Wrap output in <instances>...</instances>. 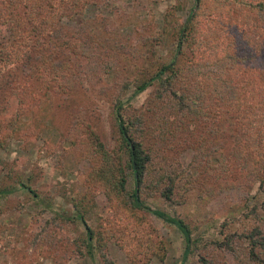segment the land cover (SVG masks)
Returning a JSON list of instances; mask_svg holds the SVG:
<instances>
[{
  "label": "trees",
  "instance_id": "obj_1",
  "mask_svg": "<svg viewBox=\"0 0 264 264\" xmlns=\"http://www.w3.org/2000/svg\"><path fill=\"white\" fill-rule=\"evenodd\" d=\"M124 1L0 0V149L11 140H32L38 118L48 109H63L61 127L46 145L60 159L74 158L67 161L72 167L83 163L85 172L70 185V209L58 211L43 228L41 239L45 233L51 236L43 242L49 253L58 256L64 248V253L93 257L90 219L96 193H102L124 221L123 235L151 216L177 230L184 264L203 243L204 233L187 215L151 207L147 200L160 198L185 208L207 191L224 190L229 180L241 184L249 177L264 188V0H212L210 5L192 0L183 22L168 12L161 34L146 35L141 42L128 37L131 45L119 33L125 27L120 21L128 15ZM100 10L110 16L111 25L93 26L105 20ZM89 12L97 19H90ZM149 24H135L134 32H145ZM198 32L217 40L200 43ZM153 40H169L166 59L157 58ZM102 76L113 93L100 87L74 109L76 93L86 92L83 80L100 82ZM152 87L144 103H131ZM92 96L101 102L94 103ZM106 96L114 128L111 147L97 131V112ZM186 149L195 158L183 167L170 151ZM202 174L206 184L200 181ZM13 184L0 186V200L17 188L30 190L23 181ZM259 212L253 209L233 232L225 230L233 223L224 221L192 264H214L212 258L225 252L242 264H264V215ZM253 219L260 222L248 229L246 220ZM95 222L99 228L109 224L106 218ZM80 228L73 237L65 234ZM113 228H107L111 238ZM32 241L41 242L37 235ZM101 260L111 264L105 256Z\"/></svg>",
  "mask_w": 264,
  "mask_h": 264
},
{
  "label": "rangeland",
  "instance_id": "obj_2",
  "mask_svg": "<svg viewBox=\"0 0 264 264\" xmlns=\"http://www.w3.org/2000/svg\"><path fill=\"white\" fill-rule=\"evenodd\" d=\"M211 2L212 0H207L209 5ZM192 4V0H142V2L126 0L121 5L124 11L128 12V15L123 16L121 19V26L124 25L125 27L120 29L119 33L127 44L130 43L131 45L128 37L138 39L141 42L146 35L151 37L158 31L160 34L162 33V28L165 27L163 17L168 12H173L174 18L183 22ZM177 6L180 9L175 11ZM100 13L103 15L102 19L105 20L102 22L99 19V23L97 25L93 24V26L98 28L101 25L100 27H103L105 23L111 25L110 16H106L105 10H100ZM88 15L90 19H97L93 12H89ZM171 19L172 17L170 21H172ZM147 23L151 24L145 32H134L135 24H139L141 27V24L143 26ZM173 25H170V27ZM200 35H207L206 40H204V36L201 37ZM195 37L203 39L200 43L204 41L205 44L217 40L214 34L211 37L205 32H198ZM161 42H154L153 40L156 45L155 50H157L156 56L157 58L166 59V55L170 50L169 40L163 44ZM124 50L128 52V49L124 48ZM101 78L100 82L95 81L94 78H90L89 81L83 80L80 86L86 92L76 93L74 96L75 103L72 106L74 109H76L75 107L78 109L79 105H84L86 99L90 101L91 94L95 96V90L100 87H104L105 90L106 87L109 88L110 95L113 93L115 90L113 85H107L105 76ZM152 90L153 87L149 88L148 91L136 97L131 103L136 107L140 106L146 101ZM128 93L125 94V97ZM94 96H92V101L99 104L101 101ZM104 99L106 100L104 106L99 108V112H97L100 114L97 131L102 140L111 147L114 143L112 139L114 128L110 118V104L107 96ZM67 104L68 102L65 103V105ZM56 109H48L38 118L40 119L38 122L40 126L37 127L38 130L36 131L38 133L36 135L35 132L32 140L28 142L11 140L5 143L7 145L5 149H0V186L17 185L13 182L20 180L30 189L28 191L17 188L11 195L0 200V264H23L24 262L25 264H104L101 260L103 256L111 264H180L183 253V239L177 230L151 216L146 222H143V225L131 227L123 235L124 230L119 229H122L124 221L118 219L117 210L112 207V203L102 193H96L93 218L90 219V223L95 229L93 257L84 259L77 254L64 253V248L58 250V256H55L53 252L49 253V245H45L43 242L45 240L50 241L51 236L50 233H45L41 239L43 228L48 222L54 221V216H57L62 209H70V206L67 205L70 185L76 184L77 178L82 177L85 172L83 163L77 161L76 166L72 167L68 165L67 161H74V158L61 157L62 159H60L54 154V150L46 145V143L51 142L52 131L60 129L61 122H63L61 119L63 109ZM207 152L209 155V150ZM58 154L61 155V153ZM170 155H176L177 161L183 167L189 166L195 158L190 149L178 153L170 151ZM63 160L66 162H63ZM213 160L214 157L212 156V163ZM8 175L11 176L10 180L7 179ZM199 178L200 181L206 184L207 180L204 179L207 178L206 175L202 174ZM241 180L243 181L241 184L229 180L227 187L222 191H207L199 199L192 198L189 204H185V208L168 205L160 198L147 200L151 207L170 213L174 212L183 217L187 215V221H195L199 225L200 232L204 233L203 243L194 248V253L184 264H192L193 261L197 260L209 237H217L218 230L224 221L233 223V225L225 228L226 231L233 232L240 226L242 227L245 216L249 215L253 209L260 211V215H264V212L261 211L264 208V188L260 189L259 183L250 177L248 180ZM2 183H5V185ZM34 193L37 198L33 196ZM205 200L206 204H203ZM98 218L109 220L110 227H114L112 231L113 238L110 236L112 233L108 234L107 231L109 224L107 226L103 222V226L99 228V225L95 222ZM246 221L249 222L246 223L250 226L248 229L260 222L255 219ZM74 230L65 231V234L73 237L82 231L81 228L77 229L76 233ZM35 235L38 236V240H41V242L36 241V244H33L32 239ZM66 235L55 237L64 238ZM162 256L163 258H161ZM235 256L225 252L212 259L216 261L214 264H242L234 259ZM239 258L242 259V256H239Z\"/></svg>",
  "mask_w": 264,
  "mask_h": 264
}]
</instances>
